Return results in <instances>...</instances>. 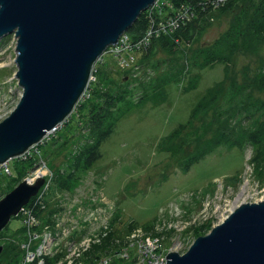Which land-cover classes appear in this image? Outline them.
I'll use <instances>...</instances> for the list:
<instances>
[{"label": "rangeland", "instance_id": "1", "mask_svg": "<svg viewBox=\"0 0 264 264\" xmlns=\"http://www.w3.org/2000/svg\"><path fill=\"white\" fill-rule=\"evenodd\" d=\"M234 14L219 16L205 33L200 48L220 37L231 26ZM15 45L13 34L0 39V122L15 108L22 93L15 78ZM112 53L103 55L102 61L106 62L103 68L116 72L136 62L124 54L123 59L127 56L129 60L128 65H123L120 57L108 55ZM262 60L264 40L253 41L244 55L234 58L233 64L240 70L242 67L255 70ZM223 69L221 64L195 69L190 73L198 79L193 90L181 91L188 83L187 77L181 83L166 86V99L162 104L147 103L131 108L101 145L102 157L88 171L71 168L74 154L79 152L77 146L81 144L77 118L70 119L69 131L60 134L63 137L56 138L57 134L52 133L46 139L48 144L40 151L41 156L39 153L35 156L38 160L30 175L24 174L22 179L36 180V176L48 179L40 195L46 202L43 216L49 215L51 225L43 222L39 235L30 232V246L26 249L22 244L28 241L27 223L30 227L37 222L28 220L27 212L21 214L20 219L12 218L0 234V246L6 248L1 255L2 264L11 257L12 251L18 252L20 258L32 255L35 259L53 256L61 250H65L66 255L58 264H69V261L80 264L84 251L91 246L83 240L92 239L99 245L108 233L107 242L113 241L115 246L108 256L101 254L103 262L116 259L120 264H140L135 259L142 256L137 250L138 239L142 240L143 236L147 240H162L170 249L168 253L182 255L196 238L208 234L225 219L233 203L237 207L240 203L264 201V178L259 179L253 167L247 164L256 147L248 146L242 153L225 143L215 148L210 146V152L184 172L175 159L158 151L156 146L162 137L188 120L196 102L209 88L223 81ZM113 77L117 78V74ZM98 80L92 77L91 86ZM89 97L90 93L83 96L84 103ZM263 128L257 125L255 132L261 134ZM52 138H56V142H50ZM35 147L29 153L34 152ZM8 166L12 176H0L3 183L0 199L21 179L14 162L10 160ZM233 177V181H227ZM139 231L141 233L137 234ZM48 232L50 239L45 242Z\"/></svg>", "mask_w": 264, "mask_h": 264}, {"label": "trees", "instance_id": "2", "mask_svg": "<svg viewBox=\"0 0 264 264\" xmlns=\"http://www.w3.org/2000/svg\"><path fill=\"white\" fill-rule=\"evenodd\" d=\"M228 13H235L231 26L213 42L200 48L199 44L211 24L219 16ZM171 20H176L175 27L170 26ZM159 23L166 24V30L158 36L152 35L146 47L130 54L136 59L133 66L122 67L116 72L107 67L103 68L106 62L102 61V57L108 53V48L93 66L91 76L99 80L93 87L89 81L84 95L90 93V100L85 99L84 103L83 95L71 115L55 132L56 138L60 134H66L70 129V119L77 118L78 141L81 144L77 146L79 152L74 154L71 168L88 171L102 157L101 145L131 108L142 107L147 103L154 106L162 104L166 99V86L170 83H181L187 77L188 83L181 91L193 90L198 79L190 76L191 71L221 64L224 65L223 81L209 88L198 99L188 120L162 137L156 144L157 149L167 153L170 159H175L181 165L182 171L186 172L192 164L210 152V146L215 148L225 143L228 147L240 149L242 153L248 146H253L257 150L252 152L247 164L253 167L259 179H263L264 128L261 134L256 133L255 129L257 125L264 127V98L261 96L264 95V60L259 62L255 70L248 67L237 69L233 60L238 55H244L253 41L264 40V0H224L222 3H216V0H159L152 9L142 12L125 32L128 42L139 41L151 25ZM114 73L117 78L113 77ZM227 137L233 139L228 140ZM56 138H52L50 142H56ZM46 142L37 144L35 152L26 159L11 160L17 172L21 173L20 180L16 176L17 184L22 181L24 174L30 175L38 160L35 156L41 154L42 147L48 144ZM0 176L9 178L6 175ZM234 177L227 181H233ZM2 187L0 179V191ZM43 188L44 186L24 207L30 210V216L37 222L30 228L26 226V230L23 227L28 241L29 233L38 234L42 230L43 222L44 225H51L48 221L49 215L43 216L46 208L45 199L41 198ZM21 214L23 213L20 212L15 218L20 219ZM109 237L108 233L101 244L92 245L84 253V263L98 261L102 253L108 256L115 246L113 241L110 244L107 242ZM5 250L3 248L0 254V264ZM64 251L61 250L53 256L35 258L29 264H37L40 260L42 264H58L66 255ZM5 261L4 264H14V261H17L15 264H21L24 257L20 258L18 252L12 251L11 257ZM120 263L116 259L108 262Z\"/></svg>", "mask_w": 264, "mask_h": 264}, {"label": "water", "instance_id": "3", "mask_svg": "<svg viewBox=\"0 0 264 264\" xmlns=\"http://www.w3.org/2000/svg\"><path fill=\"white\" fill-rule=\"evenodd\" d=\"M157 0H0V39L14 35L19 102L0 122V166L63 124L92 69ZM24 179L0 199V232L38 193ZM3 247L0 246V254ZM264 264V201L240 203L182 255L166 264Z\"/></svg>", "mask_w": 264, "mask_h": 264}, {"label": "built area", "instance_id": "4", "mask_svg": "<svg viewBox=\"0 0 264 264\" xmlns=\"http://www.w3.org/2000/svg\"><path fill=\"white\" fill-rule=\"evenodd\" d=\"M158 1L159 0H157L154 3V5H152L149 9H152L158 3ZM222 2H224V0H216V3H222ZM169 24H170V26L175 27L176 26V20H173V21L171 20ZM166 28H167V25L166 24L164 25L162 23L151 25L149 27V29L144 33L143 37L139 41L132 42V43L128 42L127 37H126V35L124 33L123 35L120 36L118 42L114 46H111V47L108 48V53L113 52L112 54L116 58L120 57L121 63L123 65H128L127 61L129 59L132 60V61H135V57H132L130 55V54H132V52H134L135 50L138 51V50L146 47L149 44L150 37L152 35L158 36L160 34V32H164L166 30ZM124 54H127L129 56V59H128L127 56L124 57V59H123L122 55H124ZM61 125L62 124H60L59 126H57L54 129H52L50 132H48L46 134V136L39 143H41L43 141H46V139H48L49 136L52 133H55L60 128ZM35 146H37V145H35ZM35 146H32L30 149H28L22 155L17 157V159H26L28 156H30L32 154V153H29V152ZM8 163L9 162H7L5 164H2L0 166V174L6 175V176L12 175V172H11L9 166H8ZM36 177L38 178L39 176H36ZM41 177H43V176H41ZM27 179H29L30 183H32V181L34 180V179H30V178H27ZM45 185L46 184H44V186ZM169 210H170V208H169ZM21 212L22 213L27 212L28 220L36 222L35 219L30 216V214H29L30 210L24 209ZM27 227H28V223H27ZM30 227H28V228H30ZM139 233H141V232L139 231L137 234H139ZM34 239H36V238H34ZM43 239H44V237H43ZM49 239H50V233L48 232V235L45 236V242H47V240H49ZM147 239L148 238H145L144 236L142 237V240L138 239L139 243H138L137 252H139V253L141 252L142 256H141V258H139V256H138L135 259V261H137L139 263L141 262L140 264H166L167 254H168V251L170 249H168L164 245V242L162 240L150 239V238H149L150 240H147ZM83 241L84 242H89L91 246L95 244V240H92V239H86V240H83ZM29 246H30V241L27 244L22 245V247L26 248V249H29ZM91 246H90V248H91ZM90 248L88 250H90ZM80 249H81V247H80ZM88 250H85L84 253L87 252ZM84 253H83V255H84ZM102 258H100L98 261H96L94 263H91V264H108V262H109L108 259L105 260V262H103V260H101ZM32 259L34 260L32 255L27 256V257L24 258V261H22L21 264H29V263H31L33 261ZM81 261L79 263L80 264H84V262H81ZM37 264H42V260H40ZM69 264H71V261H69ZM167 264H168V262H167Z\"/></svg>", "mask_w": 264, "mask_h": 264}, {"label": "bare ground", "instance_id": "5", "mask_svg": "<svg viewBox=\"0 0 264 264\" xmlns=\"http://www.w3.org/2000/svg\"><path fill=\"white\" fill-rule=\"evenodd\" d=\"M235 207H236V204H235V203H233V205H232V207H231V209H230V212H231L232 210H234V209H235Z\"/></svg>", "mask_w": 264, "mask_h": 264}, {"label": "flooded vegetation", "instance_id": "6", "mask_svg": "<svg viewBox=\"0 0 264 264\" xmlns=\"http://www.w3.org/2000/svg\"><path fill=\"white\" fill-rule=\"evenodd\" d=\"M43 179H44V178H43ZM45 182H46V181L44 180V184H45ZM44 184H43V186H44ZM43 186H42V187H43ZM42 187H41V188H42Z\"/></svg>", "mask_w": 264, "mask_h": 264}]
</instances>
